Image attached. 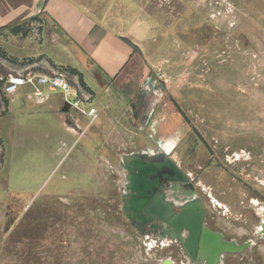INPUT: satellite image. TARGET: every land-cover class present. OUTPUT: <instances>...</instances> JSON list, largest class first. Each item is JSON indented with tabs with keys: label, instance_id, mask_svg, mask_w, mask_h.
<instances>
[{
	"label": "rangeland",
	"instance_id": "obj_1",
	"mask_svg": "<svg viewBox=\"0 0 264 264\" xmlns=\"http://www.w3.org/2000/svg\"><path fill=\"white\" fill-rule=\"evenodd\" d=\"M106 2L111 17L128 5L125 23L139 8ZM141 3L153 11V80L126 112L131 136H113L120 146L97 131L108 121L86 126L73 108L64 110L61 90L47 91L68 115L55 120L43 104L7 112L0 84V264H177L181 251L158 231L153 236V219L140 212L162 178L177 183L169 199L202 189L211 220L216 201L233 206L251 188L264 191V0ZM43 50L3 40L0 75L9 72L5 51L21 58ZM18 95L33 106L30 88ZM86 146H95L92 154L82 153ZM117 149L125 156L101 152ZM166 168L170 175L159 174ZM260 247L254 255L227 254L225 264H264Z\"/></svg>",
	"mask_w": 264,
	"mask_h": 264
},
{
	"label": "crops",
	"instance_id": "obj_2",
	"mask_svg": "<svg viewBox=\"0 0 264 264\" xmlns=\"http://www.w3.org/2000/svg\"><path fill=\"white\" fill-rule=\"evenodd\" d=\"M129 1H137L139 8L134 20L125 23V2L117 6L116 15L111 17L109 14L114 12L104 0H0V42L10 37L22 44L25 40L38 42L39 48H45L38 56L21 58L5 51L8 73L31 70L51 74L59 68L68 70L70 84L83 95H91L88 103L97 108L98 117L90 126L95 121L98 126L108 121L103 130L96 125L97 131L118 146L121 141L113 136H131L124 125L126 112L139 106L137 100L148 93L146 85L153 80V60L147 53V48L153 47V32L149 34L153 31V11L143 9L141 0ZM23 25L24 31L13 30ZM35 29L39 31L38 39L33 38ZM22 60L28 62L27 66L15 65ZM7 97V112L18 113L43 104L44 112L51 118L68 117L61 114L62 103L51 97L41 103L31 102L30 107L20 100L18 90ZM74 112L88 122L87 115L75 109ZM78 137L77 134L74 138ZM94 149L95 146H86L82 153L92 154ZM118 149L101 152L108 158L125 156V150Z\"/></svg>",
	"mask_w": 264,
	"mask_h": 264
},
{
	"label": "flooded vegetation",
	"instance_id": "obj_3",
	"mask_svg": "<svg viewBox=\"0 0 264 264\" xmlns=\"http://www.w3.org/2000/svg\"><path fill=\"white\" fill-rule=\"evenodd\" d=\"M159 174L170 175L171 170L166 168ZM161 180L153 189L152 198L140 200L143 203L140 212L153 219V236L158 231L167 246L181 251L177 264H225L227 254L254 255L262 248L260 244L264 245V191L246 187L250 195L245 201L237 200L233 206L216 201L218 217L211 220L202 189L197 197L177 201L167 196L175 193L177 183ZM152 202L153 208L148 207ZM159 243L163 241L159 239Z\"/></svg>",
	"mask_w": 264,
	"mask_h": 264
},
{
	"label": "built area",
	"instance_id": "obj_4",
	"mask_svg": "<svg viewBox=\"0 0 264 264\" xmlns=\"http://www.w3.org/2000/svg\"><path fill=\"white\" fill-rule=\"evenodd\" d=\"M33 38H39L37 29L33 31ZM70 75L68 70L62 68L55 69L51 74H38L31 70L8 73L0 75L1 91L5 95H11L21 86H29L34 95V98L31 99L39 103L49 98L47 91L61 90L64 105L87 115L90 125L98 117L97 108L88 103L91 95H83L70 84ZM71 94L73 98L69 97Z\"/></svg>",
	"mask_w": 264,
	"mask_h": 264
},
{
	"label": "water",
	"instance_id": "obj_5",
	"mask_svg": "<svg viewBox=\"0 0 264 264\" xmlns=\"http://www.w3.org/2000/svg\"><path fill=\"white\" fill-rule=\"evenodd\" d=\"M63 109L66 110V109H67V105H64V108H63ZM148 207H152V208H153V202L150 203V204L148 205Z\"/></svg>",
	"mask_w": 264,
	"mask_h": 264
},
{
	"label": "trees",
	"instance_id": "obj_6",
	"mask_svg": "<svg viewBox=\"0 0 264 264\" xmlns=\"http://www.w3.org/2000/svg\"><path fill=\"white\" fill-rule=\"evenodd\" d=\"M20 27L21 26H16V27L13 28V30H18V29H20Z\"/></svg>",
	"mask_w": 264,
	"mask_h": 264
}]
</instances>
